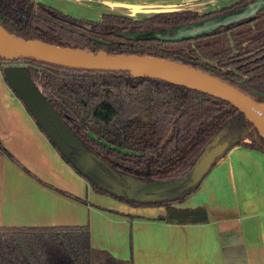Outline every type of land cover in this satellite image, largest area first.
Returning <instances> with one entry per match:
<instances>
[{
  "label": "trees",
  "instance_id": "obj_1",
  "mask_svg": "<svg viewBox=\"0 0 264 264\" xmlns=\"http://www.w3.org/2000/svg\"><path fill=\"white\" fill-rule=\"evenodd\" d=\"M255 1L240 0L206 14L184 10L157 13L144 19L104 14L100 21H95L75 18L35 0H0V24L24 39L92 53L105 51L180 62L215 75L264 102V3L252 16L193 37L123 35L166 32L169 28L228 14ZM10 61L26 67L34 86L57 118L83 149L104 162V165L96 163L111 179H117L113 172L124 180L133 178L148 184L188 179L215 142H229L223 156L235 146L264 153V134L245 114L231 103L204 92L160 79L133 76L127 71L75 69L34 59L0 57L4 76L2 64ZM53 145L97 193L134 206L182 202L201 184L182 194L173 188L164 193L169 197L165 201L134 202L110 192L106 181L88 179ZM0 153L17 161L1 139ZM0 264H134V261L116 258L93 247L89 225L0 226Z\"/></svg>",
  "mask_w": 264,
  "mask_h": 264
},
{
  "label": "crops",
  "instance_id": "obj_2",
  "mask_svg": "<svg viewBox=\"0 0 264 264\" xmlns=\"http://www.w3.org/2000/svg\"><path fill=\"white\" fill-rule=\"evenodd\" d=\"M35 1L100 21L104 14L202 13L208 3L237 0ZM0 139L17 160L0 153V226L89 225L93 247L134 264H264L263 152L231 148L182 202L127 204L95 192L62 157L1 68Z\"/></svg>",
  "mask_w": 264,
  "mask_h": 264
},
{
  "label": "water",
  "instance_id": "obj_3",
  "mask_svg": "<svg viewBox=\"0 0 264 264\" xmlns=\"http://www.w3.org/2000/svg\"><path fill=\"white\" fill-rule=\"evenodd\" d=\"M264 0H257L241 9L221 15L216 18L203 20L201 22L169 28L166 32L147 31L144 33H123L129 37H169L182 38L184 36H196L200 33L210 31L221 25L240 20L254 15L262 6ZM177 12V11H159ZM0 57L7 60L34 59L37 61L85 70L105 71H127L133 76H145L177 85H183L214 97L223 99L237 107L264 134V102H259L247 95L239 88L231 85L223 79L207 73L203 70L180 62L155 58L150 56L109 54L105 51L92 53L87 49L68 46H58L40 40L24 39L0 24ZM5 78L10 87L19 95L37 123L46 135L53 141L60 152L88 179L106 181L107 189L119 197H125L138 203H149L165 201L169 197L164 193L177 188L180 194L194 189L228 150L229 142H215L203 154L194 167L188 179L171 183L170 189H154L157 183H142V188L147 192L144 194L136 192L127 178L124 180L116 172H113L116 180L111 179L103 172L96 162L104 165V162L93 153L83 149L79 143L68 132L65 126L57 118L48 101L34 86L33 80L24 65L5 67ZM77 153H74V151ZM81 159H86L102 176H98L85 167ZM135 180V179H133ZM112 181L116 182L113 183ZM138 181V180H137ZM140 182V181H139ZM162 183V184H169Z\"/></svg>",
  "mask_w": 264,
  "mask_h": 264
},
{
  "label": "rangeland",
  "instance_id": "obj_4",
  "mask_svg": "<svg viewBox=\"0 0 264 264\" xmlns=\"http://www.w3.org/2000/svg\"><path fill=\"white\" fill-rule=\"evenodd\" d=\"M230 3V2H229ZM208 7H207V10H209L213 5L212 4H210V3H208ZM217 7H215V9H216ZM203 12H205V11H203ZM23 64L22 63H20V62H14V61H10V62H5V63H3L2 64V66L3 67H8V66H22ZM80 162L85 166V167H87L89 170H91L93 173H95L96 175H98V176H102L103 177V174L98 170V169H96L92 164H90L89 163V161H87L86 159H81L80 158ZM113 183H116V182H114V181H112ZM128 182L130 183V185L132 186V188L136 191V192H138V193H141V194H144V192H147L146 190H144L143 188H142V183L141 182H139V181H137V180H133V179H128ZM149 188H153L154 187V189H170L171 188V183H169V184H162V183H157V184H154V186H152V185H149L148 186ZM96 192V191H95ZM109 196H111V195H109ZM113 197V196H112ZM114 199H116V200H119V201H121V202H125V201H122V200H120V199H118V198H116V197H113ZM125 203H127V202H125ZM127 204H129V203H127Z\"/></svg>",
  "mask_w": 264,
  "mask_h": 264
},
{
  "label": "flooded vegetation",
  "instance_id": "obj_5",
  "mask_svg": "<svg viewBox=\"0 0 264 264\" xmlns=\"http://www.w3.org/2000/svg\"><path fill=\"white\" fill-rule=\"evenodd\" d=\"M238 1H240V0L234 1V2H232V3H230V4L222 5V6H220V7H217L216 9H215V8H210L209 10H206L205 12H202V13H200V14H206V13H209V12H213V11L221 10V9H223V8H225V7H228V6H231V5L235 4V3H237ZM198 13H199V12H198ZM251 16H252V15H251ZM243 19H244V18H243ZM74 153H77V151L75 150Z\"/></svg>",
  "mask_w": 264,
  "mask_h": 264
}]
</instances>
